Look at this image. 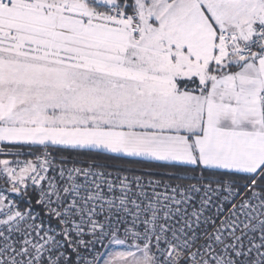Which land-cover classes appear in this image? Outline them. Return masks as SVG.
Wrapping results in <instances>:
<instances>
[{
  "label": "built area",
  "instance_id": "1",
  "mask_svg": "<svg viewBox=\"0 0 264 264\" xmlns=\"http://www.w3.org/2000/svg\"><path fill=\"white\" fill-rule=\"evenodd\" d=\"M57 1L0 0V7L33 8L56 15V23L64 15L83 28L101 24L130 36L139 29L129 0L104 8L83 0L78 14L64 13ZM0 20L57 30L8 16ZM218 40L214 61H249L264 49V14L242 41L228 31ZM0 46L39 54L13 31L0 33ZM262 101L264 111V95ZM263 170L231 181L70 161L47 148H0V264H99L115 239L151 250L157 264H264ZM30 190L37 208L21 209L20 198Z\"/></svg>",
  "mask_w": 264,
  "mask_h": 264
},
{
  "label": "crops",
  "instance_id": "2",
  "mask_svg": "<svg viewBox=\"0 0 264 264\" xmlns=\"http://www.w3.org/2000/svg\"><path fill=\"white\" fill-rule=\"evenodd\" d=\"M104 1L105 4H100L115 5L112 0ZM153 8L159 19L156 25L168 30L165 50H153L141 43L140 34L130 43H117L123 49L115 61L38 46L55 53L41 55L70 56L72 60L64 59L99 67L103 70L100 74L116 77V83L102 87L99 113L101 120L109 116L126 120L121 126L64 123L68 121L67 115L51 112L21 115L2 112L0 148L87 150L246 176L262 169L264 49L255 60L245 62L235 71L230 69L232 63L213 59L221 31H228L241 41L253 33L263 18L261 1L159 0ZM86 27L74 34L86 36ZM152 37L157 40L159 35ZM152 51L160 58L149 56ZM130 79L139 81V86L132 91L123 90L122 80ZM123 93L124 98L126 94L133 98L131 117L123 114L126 101L120 98ZM8 118L13 120L6 122Z\"/></svg>",
  "mask_w": 264,
  "mask_h": 264
},
{
  "label": "rangeland",
  "instance_id": "3",
  "mask_svg": "<svg viewBox=\"0 0 264 264\" xmlns=\"http://www.w3.org/2000/svg\"><path fill=\"white\" fill-rule=\"evenodd\" d=\"M94 1L99 4L105 2L104 0ZM158 1L133 0L131 20L137 21L140 26V31H136L137 33L133 36L121 28L95 23H89L86 27L87 37L76 36L74 33H80L82 29L79 20L60 15L56 23L54 14L17 6L0 7V14L23 21L50 25L49 27L56 25L57 30L53 32L51 29L0 20V33L13 31L24 43L64 53H89L100 60L115 61L120 58L122 55L120 51L123 49L117 43H130L139 34L140 42L148 44L153 50L168 48L167 28L156 25L159 19L153 4ZM56 4L71 10L85 8L83 0H58ZM152 35H159V40L154 39ZM148 55L154 59L160 58L153 51ZM228 62L234 63V61ZM102 72L103 70L96 66L73 63L64 58L25 54L0 46V113L10 112L11 115H21L51 112L54 115H67L68 121H63L64 123L121 126L126 120L121 121L117 118L118 116H113V119L112 116L102 120L100 118L102 113H99V102L102 87H108V84L116 83L117 80L116 77L111 79L100 74ZM122 83L123 90L132 91L139 86L137 84L139 81L131 79L130 81L122 80ZM120 98L126 100L123 114L131 117L132 96L126 94L124 98L123 93ZM91 108L97 111L91 112ZM5 120L11 122L13 119ZM0 121H3L1 117ZM32 122L35 121L32 120ZM1 203L0 200V206H2ZM99 264H157V259L151 250L132 245L123 239H115L109 242Z\"/></svg>",
  "mask_w": 264,
  "mask_h": 264
},
{
  "label": "trees",
  "instance_id": "4",
  "mask_svg": "<svg viewBox=\"0 0 264 264\" xmlns=\"http://www.w3.org/2000/svg\"><path fill=\"white\" fill-rule=\"evenodd\" d=\"M112 1L115 3V5H120L123 0H112ZM129 2H130V8L128 11L131 13L133 0H129ZM95 4L99 8L105 7L103 4H99V3H95ZM238 68H239V65L230 67L232 71H235ZM3 148L20 150V151L36 152V151H39L40 148H46V147L6 146ZM47 149H49L54 155L70 160V161L94 162L104 167H115V168H122V169L124 168L154 169V170L165 171V172H173V173H180V174H186V175L200 176L203 178L223 179V180H231V181H245L250 177L246 175H239V174L228 173V172L201 170V169H189L185 167L168 166V165H163V164H158V163L131 160V159L111 156V155H107V154L95 152V151L61 150V149H50V148H47ZM259 183L264 184V170L259 178ZM34 194L35 193L32 190H30L21 196L20 198L21 208H26V207L37 208V206L35 205Z\"/></svg>",
  "mask_w": 264,
  "mask_h": 264
},
{
  "label": "bare ground",
  "instance_id": "5",
  "mask_svg": "<svg viewBox=\"0 0 264 264\" xmlns=\"http://www.w3.org/2000/svg\"><path fill=\"white\" fill-rule=\"evenodd\" d=\"M28 5H31V4L29 3ZM31 9H33V8H31ZM62 11L64 13L78 14L76 10H71V9H67V8H63ZM30 45H32V44H30ZM33 46H35L34 50L39 52L38 55H41V54H50V55L55 54L52 51H44L41 48H39L38 46H36V45H33ZM58 56L61 57V58H67V59L72 60V57H70V56H66V55H58ZM34 196H35V194H34ZM19 206L21 208V202H19ZM21 209H25V208H21Z\"/></svg>",
  "mask_w": 264,
  "mask_h": 264
},
{
  "label": "water",
  "instance_id": "6",
  "mask_svg": "<svg viewBox=\"0 0 264 264\" xmlns=\"http://www.w3.org/2000/svg\"><path fill=\"white\" fill-rule=\"evenodd\" d=\"M260 55V52H256L251 58H250V60H255L258 56ZM247 62V61H246ZM245 62H241L240 64H239V67L240 66H242L243 64H244ZM14 195H16L17 197H19L20 196V193H18V192H12Z\"/></svg>",
  "mask_w": 264,
  "mask_h": 264
}]
</instances>
